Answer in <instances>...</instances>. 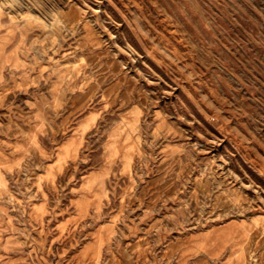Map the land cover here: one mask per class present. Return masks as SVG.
<instances>
[{"label": "rangeland", "instance_id": "obj_1", "mask_svg": "<svg viewBox=\"0 0 264 264\" xmlns=\"http://www.w3.org/2000/svg\"><path fill=\"white\" fill-rule=\"evenodd\" d=\"M0 264H264V0H0Z\"/></svg>", "mask_w": 264, "mask_h": 264}]
</instances>
